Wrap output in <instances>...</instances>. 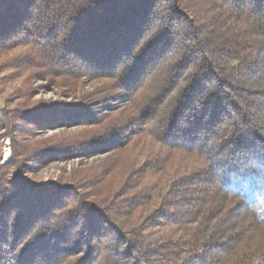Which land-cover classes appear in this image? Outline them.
<instances>
[{"label":"trees","instance_id":"1","mask_svg":"<svg viewBox=\"0 0 264 264\" xmlns=\"http://www.w3.org/2000/svg\"><path fill=\"white\" fill-rule=\"evenodd\" d=\"M18 48L19 67L108 83L77 105L0 109L9 135L93 126L123 99L136 108L85 139L14 143L0 166V264H264V0H0V50ZM134 133L157 146L141 171L193 160L134 225L152 188L127 178L90 201L21 173L28 154L92 156Z\"/></svg>","mask_w":264,"mask_h":264},{"label":"rangeland","instance_id":"2","mask_svg":"<svg viewBox=\"0 0 264 264\" xmlns=\"http://www.w3.org/2000/svg\"><path fill=\"white\" fill-rule=\"evenodd\" d=\"M189 1V0H188ZM199 7L202 0H190ZM21 49L0 50V109H32L39 104L77 105L105 88L106 80L88 77H56L43 73L40 69L17 66L16 58ZM100 89V90H99ZM95 98V96H94ZM105 104L104 106H106ZM136 104L126 99L112 102L106 114L100 116L99 123L93 126H70L58 124L54 128H34L31 132L17 131L13 135L5 132L0 123V166L8 165L13 159L14 143L27 148H34L49 142L85 139L102 132L109 124L123 121L132 114ZM31 129V128H29ZM150 137L134 135L121 146L92 156H74L64 159L38 158L29 154L22 158L25 167L21 173L30 183L39 186L59 185L76 187L88 200L98 201L112 192L118 191L123 183L130 180V186L137 182L140 186L152 188L151 197L146 207L137 208L128 217V223L134 225L142 221L158 205L159 187L169 174L176 170L191 167L193 160L182 159L178 155H166L161 173L140 170L148 153L157 150ZM8 153L10 156L8 157ZM18 168L9 171L13 179ZM133 174V179L129 175ZM136 189L140 190L139 187Z\"/></svg>","mask_w":264,"mask_h":264},{"label":"bare ground","instance_id":"3","mask_svg":"<svg viewBox=\"0 0 264 264\" xmlns=\"http://www.w3.org/2000/svg\"><path fill=\"white\" fill-rule=\"evenodd\" d=\"M10 156V153H8V157Z\"/></svg>","mask_w":264,"mask_h":264}]
</instances>
